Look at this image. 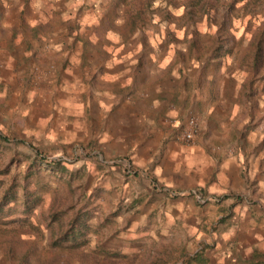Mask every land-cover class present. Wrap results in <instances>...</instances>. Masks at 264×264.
<instances>
[{
    "label": "rangeland",
    "instance_id": "374dc122",
    "mask_svg": "<svg viewBox=\"0 0 264 264\" xmlns=\"http://www.w3.org/2000/svg\"><path fill=\"white\" fill-rule=\"evenodd\" d=\"M147 3L0 0V264H183L199 251L192 264H264L238 240L231 257L215 251L230 218L200 227L203 240L126 193L138 177L163 193L176 158L187 194L171 198L198 201L189 191L208 196L232 158L246 185L232 198L262 207L264 0Z\"/></svg>",
    "mask_w": 264,
    "mask_h": 264
},
{
    "label": "crops",
    "instance_id": "0c3cea01",
    "mask_svg": "<svg viewBox=\"0 0 264 264\" xmlns=\"http://www.w3.org/2000/svg\"><path fill=\"white\" fill-rule=\"evenodd\" d=\"M98 105L103 112L101 118L107 117L110 122L111 120H116V118H118L115 114L107 116L104 107L102 108V103H99ZM115 133L123 134L122 131H117ZM113 136L115 135L112 134V137ZM109 139H111V136H109ZM175 148L177 149L178 147ZM174 160L175 162L171 165L169 172L164 170V173H162V170H160L159 174L158 168L155 171L157 175L159 174L158 179L159 182L161 181L160 184L171 189L178 187L176 184H178V176L181 171L178 159L175 158ZM224 164V167L220 170V177H218L217 182L215 180L214 184L206 189L208 196H218L225 200V196L228 195L229 198L227 197L225 201L222 200L220 204H217L219 206L214 205V203L211 204V202L209 204H201L200 201L193 199L194 197L172 199L175 197L171 198L169 196V198L166 193H157L153 191L149 186L148 181L143 179V177H138L135 180L129 181V184L126 185V193H128V195L136 194V198L141 195V198H145L147 201L153 199L154 202L149 201V204H146V206L143 204V207H145V213L151 214L154 210H159L158 213L161 215L166 212L165 214L168 217L167 220L172 224L177 222L180 223V219H182V221L186 223L187 228L195 232L198 235V238L203 240H205L204 238H210V236L205 232H201L202 228L200 227H205V224L214 220L230 218L223 219V221H225V223L233 224L230 227L227 225L221 226L223 228H219L214 234V238L220 239V244H218V248L215 251L221 253L226 252L229 254V257H231L232 254L229 247L232 246V244L230 243H234L238 240V246L243 245L251 247L250 250L246 251V257L250 252H253L252 249L254 250V248L255 250H258L257 252L260 254L264 250V203L261 204L262 207L260 205L251 207L247 206L245 203L242 205L238 204V202L232 197L234 194L239 195L241 191H246L245 181L240 175V166L238 162L232 158L228 159ZM191 165H193V161ZM138 168L140 169L135 168L134 171V174L136 175H139L142 169L140 166H138ZM191 169L193 170V167H191ZM128 176L131 178L133 175L128 174ZM238 180L241 181L242 184H238ZM146 195H148V197ZM238 220H240L242 224L237 225ZM247 222L253 223L254 226L247 225ZM245 233L246 240L250 239V241L248 240L243 243L242 239L245 236ZM221 253L218 254L220 255ZM233 256L235 257L233 260L234 262L236 259L238 260V263L242 262L243 259L238 255V251L235 250Z\"/></svg>",
    "mask_w": 264,
    "mask_h": 264
},
{
    "label": "built area",
    "instance_id": "2783aa9c",
    "mask_svg": "<svg viewBox=\"0 0 264 264\" xmlns=\"http://www.w3.org/2000/svg\"><path fill=\"white\" fill-rule=\"evenodd\" d=\"M200 130H199V125L198 122L195 119H191L188 121L186 128L182 129L181 131L178 132V139L181 141H185L188 143L193 142L196 137L199 135ZM127 172L128 174H134V170L131 166L127 165ZM160 192L168 194L170 197H181L185 196L187 192H178L175 191L174 189L165 187L161 185V187L158 189ZM192 194L195 195V197L200 201L201 203H214V204H220L222 202V198L218 196H206L203 195L202 193L193 190L189 191V195Z\"/></svg>",
    "mask_w": 264,
    "mask_h": 264
},
{
    "label": "trees",
    "instance_id": "16d2710c",
    "mask_svg": "<svg viewBox=\"0 0 264 264\" xmlns=\"http://www.w3.org/2000/svg\"><path fill=\"white\" fill-rule=\"evenodd\" d=\"M155 0H147V7H151L153 2ZM263 49H264V34L261 36L260 38V43L258 45V50H257V55H256V58H255V69H254V73H253V77L254 79L257 77V73H258V70H259V63H260V59H261V56H262V53H263ZM201 251L199 252H196L195 254L193 255H190V254H185V259H184V263L183 264H192V262H195V260L197 259H200L201 257Z\"/></svg>",
    "mask_w": 264,
    "mask_h": 264
}]
</instances>
